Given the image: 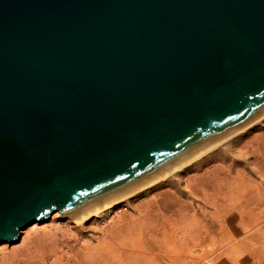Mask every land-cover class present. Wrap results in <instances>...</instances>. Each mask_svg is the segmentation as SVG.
Instances as JSON below:
<instances>
[{"label": "water", "instance_id": "obj_1", "mask_svg": "<svg viewBox=\"0 0 264 264\" xmlns=\"http://www.w3.org/2000/svg\"><path fill=\"white\" fill-rule=\"evenodd\" d=\"M263 118L264 0H0V244Z\"/></svg>", "mask_w": 264, "mask_h": 264}, {"label": "rangeland", "instance_id": "obj_2", "mask_svg": "<svg viewBox=\"0 0 264 264\" xmlns=\"http://www.w3.org/2000/svg\"><path fill=\"white\" fill-rule=\"evenodd\" d=\"M246 131L122 203L125 222L139 221L112 228H122L116 238L106 224L116 212L70 230L68 219L54 214L5 251L0 244V264H49L69 250L76 257L68 264H90L85 245L98 250L94 264H264V122Z\"/></svg>", "mask_w": 264, "mask_h": 264}, {"label": "bare ground", "instance_id": "obj_3", "mask_svg": "<svg viewBox=\"0 0 264 264\" xmlns=\"http://www.w3.org/2000/svg\"><path fill=\"white\" fill-rule=\"evenodd\" d=\"M259 122H264V118L261 119ZM258 122V123H259ZM247 128L238 132L235 135H231L230 137H228L227 139L222 140L221 142L217 143L216 145H214L213 147L207 149L206 151H204L203 153L199 154L198 156H196L195 158L187 161L184 164L178 165L177 167H175L173 170L167 172L166 174H164L163 176L156 178L155 180L145 184L144 186H142L141 188L128 192L124 195H122L121 197L97 208L96 210L78 218V219H68L67 223L68 226H66L69 230L71 228L74 229H78V228H83L85 225H87L90 222H93L95 220H100L102 218H105L113 213L114 216L111 217L108 222L106 223L108 226L107 230H110L114 227H118V225L122 224L123 222H125V215L121 213V211H119L120 209V205L122 203H127L129 199L133 198V197H137L139 194L141 193H146V192H150L152 191L155 187L159 186L161 184V182L164 181V179H167V177L169 176H174V175H178L179 173H183L185 171V168L194 164L195 162H197L198 160H200L201 158H203L204 156H207L208 154L211 153V151H215V149H217L218 147L221 146H225L229 143H231V141H233V139L240 137L241 135H243L244 133H246ZM163 180V181H162ZM54 215V214H53ZM59 214L55 213L54 218L58 217ZM52 217V216H51ZM50 217V218H51ZM138 221H134L132 223L129 222H125L124 226H130V227H134L136 225H138ZM35 229V231H38V229H40L41 227H44L46 225H44V223L42 224H38V223H34L32 224ZM43 225V226H42ZM41 226V227H40ZM123 226V227H124ZM122 229V228H121ZM121 229L119 231H116V229H112V231L108 232L107 235H109V239L112 238H116L118 232L121 231ZM106 229H103L102 231H104ZM30 232L26 233L29 234ZM23 234V232H22ZM21 234V236H22ZM62 235H65V233H62ZM21 238V237H20ZM137 242H134L133 240L129 242V246L132 249L138 248L139 245L136 244ZM12 244H7L4 243L2 244L1 248L3 249V251H5L9 246H11ZM92 246L89 245H85L84 247V254L82 256V258H86V260L88 262H90V264H94L97 260V258L95 257V254L98 252V250L96 248H93ZM92 249V250H91ZM2 251V250H1ZM132 252V251H131ZM4 253V252H3ZM11 254H16V251H11ZM134 254V253H133ZM130 255H132V253H130ZM76 257L75 253H72L70 250L68 251H60L59 253H56L55 256L53 257V260L49 263V264H68V260L70 258H74Z\"/></svg>", "mask_w": 264, "mask_h": 264}]
</instances>
